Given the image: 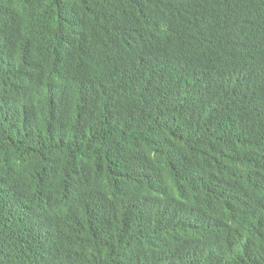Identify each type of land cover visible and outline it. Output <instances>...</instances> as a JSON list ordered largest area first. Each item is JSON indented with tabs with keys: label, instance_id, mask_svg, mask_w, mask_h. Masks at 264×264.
Here are the masks:
<instances>
[{
	"label": "trees",
	"instance_id": "16d2710c",
	"mask_svg": "<svg viewBox=\"0 0 264 264\" xmlns=\"http://www.w3.org/2000/svg\"><path fill=\"white\" fill-rule=\"evenodd\" d=\"M237 6L0 0V264H264V106L216 98L242 35L264 88V25L243 34ZM180 64L209 73L201 104Z\"/></svg>",
	"mask_w": 264,
	"mask_h": 264
},
{
	"label": "clouds",
	"instance_id": "9594fccd",
	"mask_svg": "<svg viewBox=\"0 0 264 264\" xmlns=\"http://www.w3.org/2000/svg\"><path fill=\"white\" fill-rule=\"evenodd\" d=\"M223 1L238 3V6L230 13L229 21L235 28L241 29L243 34L247 35V29L251 25L258 24L259 22L260 27L264 25V0ZM195 36L207 52L216 53L220 56V50L215 47L214 43L217 40L216 38L205 35L199 36L196 34ZM246 41L247 39L242 35L241 40H239L240 45H230L225 56L221 58V64L226 70L227 79L220 85L216 93V98L224 108L239 114L242 113L254 121L255 114L264 106V88L245 71L249 62L256 67L253 45L248 46ZM243 47H245L247 51H245ZM22 61V66L31 67L34 75L38 77L34 72L35 69L46 77L49 68L43 65L45 60L39 52L30 51L29 54L22 56ZM52 65L53 64H50V67ZM258 66H260L259 62ZM261 68L264 69L263 67ZM50 69L53 76L47 83L51 88L60 78H66V74L58 67ZM178 69L181 82L177 95L180 92L181 86L184 85L192 95V99L188 101V104L190 106L193 104H201L204 95L206 96L209 92V73L203 71L196 65L188 66V64H180ZM21 76L23 78L22 73ZM27 95L28 98L31 97L30 94ZM65 114L66 113L61 111H54L52 115L57 118H62Z\"/></svg>",
	"mask_w": 264,
	"mask_h": 264
}]
</instances>
